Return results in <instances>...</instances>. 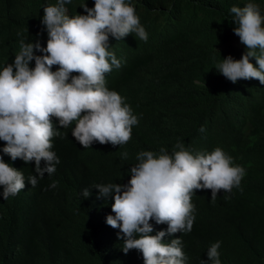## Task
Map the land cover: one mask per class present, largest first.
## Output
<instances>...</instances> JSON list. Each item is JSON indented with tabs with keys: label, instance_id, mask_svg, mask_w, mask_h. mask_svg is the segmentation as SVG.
Masks as SVG:
<instances>
[{
	"label": "trees",
	"instance_id": "1",
	"mask_svg": "<svg viewBox=\"0 0 264 264\" xmlns=\"http://www.w3.org/2000/svg\"><path fill=\"white\" fill-rule=\"evenodd\" d=\"M128 2L148 40L135 33L121 40L109 38V51L122 66L106 74V86L125 98L139 123L127 144L94 142L84 149L72 136L75 122L61 128L53 118L61 136L53 138L52 151L60 163L35 187L27 181L36 175L35 162L13 161L0 151L6 163L23 172L26 185L7 200L0 186V264H144L139 251H122L120 230L106 223V217L114 215V200L99 197L93 186L127 185L139 152L164 148L171 154L178 150L177 143L193 154L220 147L246 174L239 188L221 190L215 201L211 190H195L192 231L166 235L164 242L181 238L186 264L208 262L207 250L216 241L221 242L222 264H264V84L257 79L232 83L215 69L223 58L240 59L246 50L234 34L230 9L249 0ZM251 2L264 15V0ZM56 3L0 0V70L14 62L21 38L46 47L43 8ZM85 3L94 7V0L66 3L67 14H86L81 7ZM250 62L255 65V58ZM4 146L0 141V150ZM125 151L127 159L121 156ZM53 181L56 188L50 187ZM85 188L88 198L82 195ZM150 223V235L167 229V224Z\"/></svg>",
	"mask_w": 264,
	"mask_h": 264
},
{
	"label": "clouds",
	"instance_id": "2",
	"mask_svg": "<svg viewBox=\"0 0 264 264\" xmlns=\"http://www.w3.org/2000/svg\"><path fill=\"white\" fill-rule=\"evenodd\" d=\"M71 2L57 0L55 5L43 8L41 23L47 31L46 47L38 41L25 43L27 37L21 38L14 62L0 70V141L5 142L0 151L13 161L35 162L36 175L27 180L32 187L45 173H55L60 163L52 151L53 138L61 136L53 118L61 128L75 122L71 133L84 149L94 142L127 144L133 126L139 123L125 98L106 86V74L122 66L121 60L109 51V38L121 40L135 33L140 40H148L135 7L128 0H94V7L89 8L86 3L81 6L86 14L69 16L65 4ZM230 12L236 25L234 34L246 50L240 59L231 55L223 58L215 69L232 83L257 79L264 84V15L260 6L249 0L244 7L233 6ZM251 58H255V65ZM33 60L35 66L30 67ZM53 66H58L57 70L53 71ZM175 149L178 150L171 154L164 148L159 153L139 152L127 185L93 186L99 197L114 200V215H108L106 223L120 230L122 251H139L144 264H186L181 238L165 243L164 237L192 231L195 190H211V201H215L221 190L239 188L246 174L244 167L235 165L220 147L193 154L183 143H177ZM128 155L126 151L121 154L123 159ZM0 186L5 200L26 186L23 172L6 163L3 155ZM50 187L56 188L57 182L53 181ZM82 195L88 198L89 189L85 188ZM153 220L167 224L166 231L150 235ZM220 246V241L211 244L208 262L202 264H222Z\"/></svg>",
	"mask_w": 264,
	"mask_h": 264
}]
</instances>
